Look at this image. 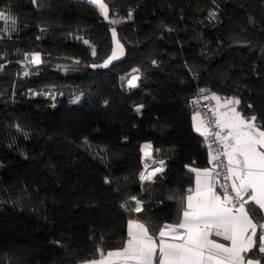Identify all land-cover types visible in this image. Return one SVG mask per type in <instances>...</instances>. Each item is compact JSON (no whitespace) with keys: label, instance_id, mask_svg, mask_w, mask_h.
<instances>
[{"label":"trees","instance_id":"16d2710c","mask_svg":"<svg viewBox=\"0 0 264 264\" xmlns=\"http://www.w3.org/2000/svg\"><path fill=\"white\" fill-rule=\"evenodd\" d=\"M104 2L108 20L87 0H0L16 21H0V264H79L121 247L136 216L152 233L178 222L189 167L208 165L200 89L264 122V0ZM113 28L124 54L102 68ZM145 141L165 171L142 184Z\"/></svg>","mask_w":264,"mask_h":264},{"label":"snow or ice","instance_id":"6c2138e0","mask_svg":"<svg viewBox=\"0 0 264 264\" xmlns=\"http://www.w3.org/2000/svg\"><path fill=\"white\" fill-rule=\"evenodd\" d=\"M88 2L99 8L105 20L109 19L108 5L104 0ZM210 15L215 17V13ZM131 18L129 12L127 19ZM0 21H4L9 30H16L14 17L0 11ZM112 34L116 41L115 28ZM84 43L89 42L85 40ZM116 43L120 55H123V47L118 41ZM117 58V49L114 48L112 56L102 66L106 67ZM24 59L32 64L41 63L38 52L25 53ZM137 79L133 76L128 81L129 86L136 87ZM198 97L191 103L199 104L201 99L217 102L215 108L209 109L212 118H205L207 114L199 110L192 115L194 131L204 137L208 145V163L212 167L199 169L186 165L195 173V189H188L178 222L165 223L154 236L145 223L129 219L127 238L122 247L106 254L98 247L100 258L83 264H261L260 259H249L247 254L258 248L264 256V222H254L257 208L264 212V122H258L256 115L247 117L239 111L241 100L238 97L221 98L203 88ZM79 100L80 97H76L72 103ZM142 107L139 105L136 110L139 112ZM214 144L220 147L214 148ZM151 149L150 143L141 145L145 158H151ZM158 164L159 167L154 163L151 171L140 175L142 184L152 183L157 174H163L165 162L161 160ZM221 176L224 182H221ZM105 183L110 181L106 178ZM130 199L136 204L133 211L141 212L142 201L135 196ZM121 207L126 208V205ZM213 236L230 243L218 242Z\"/></svg>","mask_w":264,"mask_h":264},{"label":"crops","instance_id":"0c3cea01","mask_svg":"<svg viewBox=\"0 0 264 264\" xmlns=\"http://www.w3.org/2000/svg\"><path fill=\"white\" fill-rule=\"evenodd\" d=\"M88 1V0H87ZM219 95V94H218ZM221 98H225V97H228V96H222V95H219ZM212 101V107L213 108H215L216 107V104H217V102L215 101V100H211ZM221 103H223V99L221 100ZM194 113V112H193ZM193 113H192V115H193ZM154 157V156H153ZM155 159H157L158 161H161L160 159H158V158H156V157H154ZM204 168H208L207 166L206 167H204ZM204 168H199V169H204ZM189 188H192L193 190L195 189V173H194V175H193V178H192V183L190 184V186H189ZM189 193H188V191L182 196V199H181V205L184 203V198L188 195ZM134 203H133V206H135L136 207V204H135V201H133ZM182 213L180 212V215H181ZM132 219H136V220H139L140 222H143V223H145L146 224V226L148 227V225H147V223L144 221V220H142V219H140V218H138L137 216L136 217H134V218H132ZM256 221H260V222H264V212H261V211H259V209L257 208V210H256V214H255V216H254V222H256ZM177 223V222H176ZM149 228V227H148ZM149 231H150V229H149ZM156 233V232H155ZM155 233H152L151 231H150V234H152V235H154L155 236ZM126 238H127V223H126ZM213 239H216L218 242H221V243H226V244H228V243H230V242H228V241H224L223 239H222V237H212ZM122 247V246H121ZM120 248V247H119ZM117 249V248H116ZM107 253V252H106ZM105 253V254H106ZM247 256H248V258L249 259H253V260H256V259H260V262H261V264H264V256H261V254L259 253V251H258V248H256V249H254V251L252 252V253H250V254H247ZM100 258V257H99ZM99 258H96V259H99ZM93 260V259H92ZM87 261H89V260H87ZM83 262H85V261H83ZM83 262H80L79 264H83Z\"/></svg>","mask_w":264,"mask_h":264},{"label":"built area","instance_id":"2783aa9c","mask_svg":"<svg viewBox=\"0 0 264 264\" xmlns=\"http://www.w3.org/2000/svg\"><path fill=\"white\" fill-rule=\"evenodd\" d=\"M198 92H196L192 98L190 99V108L192 110V112H195L197 110L201 111L202 113H206L207 116L205 118H212V112L209 110L210 108H213L212 107V101L211 100H200L199 104H194V103H191V101L194 99V98H199L198 97ZM204 139V137H203ZM204 142H205V139H204ZM205 145H206V148H207V161H208V156H209V148H208V145L207 143L205 142ZM214 148H217V147H220L219 145H213ZM208 168L212 167L209 163L207 165ZM220 180L221 182H224V178L223 176L220 177ZM142 183V182H141ZM135 208V206H133L131 209L133 211V209ZM134 213H136L135 211H133ZM257 222V221H256ZM260 222V221H258ZM160 229V228H159ZM159 229L157 230V232L155 233V236L158 234L159 232Z\"/></svg>","mask_w":264,"mask_h":264},{"label":"rangeland","instance_id":"374dc122","mask_svg":"<svg viewBox=\"0 0 264 264\" xmlns=\"http://www.w3.org/2000/svg\"><path fill=\"white\" fill-rule=\"evenodd\" d=\"M115 30H116V29H115ZM111 36H112V49H111L109 55H108V56H107V57H106L101 63L98 64L99 67L106 68V67H108L113 61H116V60L120 59V58L123 56V55H120L119 48H117V43H116V41H118L119 45H121V46L123 47L122 38L120 37V35H119V33L117 32V30H116V41H114V39H113L112 30H111ZM114 48L117 49V57H118V58L112 60L110 63H108V65H107L106 67H105V66H102V65L105 64V61H107V60L109 59V57L112 56V54H113V49H114ZM123 54H124V47H123ZM133 76L138 77V79H137V81H136V86H137V84H138V82H139V79H140V74L136 72V73H134L130 78H128L125 82H123L122 86H123L125 89L130 90V89L135 88V87H131V86H129V84H128V81L131 80ZM77 97H80V100L78 101V102H80V101H82V100L84 99L85 96L82 94V95H79V96H77ZM74 99H75V98H74ZM74 99H73V100H74ZM73 100H72V101H73ZM78 102H77V103H78Z\"/></svg>","mask_w":264,"mask_h":264},{"label":"bare ground","instance_id":"6f19581e","mask_svg":"<svg viewBox=\"0 0 264 264\" xmlns=\"http://www.w3.org/2000/svg\"><path fill=\"white\" fill-rule=\"evenodd\" d=\"M146 143H150L151 146H152V143H151L150 141H145V142H143L141 145H144V144H146ZM141 145H140V153H141L140 162H141V170H140L139 175H138L139 179H140V175H141L142 173L147 174L148 171H151V170H152V165H153L154 163H155V166H156V167H159V164H158L159 161L153 157V154L151 155V158H145V157H144V153L141 151ZM151 152H152V149H151ZM146 166H147V167H146Z\"/></svg>","mask_w":264,"mask_h":264},{"label":"water","instance_id":"95a60500","mask_svg":"<svg viewBox=\"0 0 264 264\" xmlns=\"http://www.w3.org/2000/svg\"><path fill=\"white\" fill-rule=\"evenodd\" d=\"M140 165H141V162H140Z\"/></svg>","mask_w":264,"mask_h":264}]
</instances>
